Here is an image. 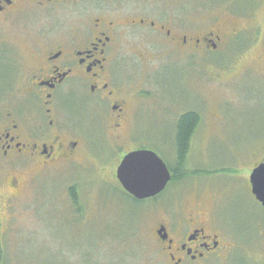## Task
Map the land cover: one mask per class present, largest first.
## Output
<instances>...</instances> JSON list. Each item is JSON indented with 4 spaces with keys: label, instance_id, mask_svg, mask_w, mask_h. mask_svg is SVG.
<instances>
[{
    "label": "rangeland",
    "instance_id": "1",
    "mask_svg": "<svg viewBox=\"0 0 264 264\" xmlns=\"http://www.w3.org/2000/svg\"><path fill=\"white\" fill-rule=\"evenodd\" d=\"M154 1L163 14H170L193 34L212 31L221 39L215 40V49L193 54L178 50L175 56L169 46H156L157 51L144 52L141 60H135L139 78L145 80L148 76L142 73L147 72L140 68L152 67L146 61L162 56L161 85L173 99L179 101L183 95L193 101L200 114L203 130L192 139L193 162L176 172L183 177L202 163L206 177L234 179L212 180L221 184L222 191L230 187L228 194L232 192L225 207L219 204L228 228L229 252L197 264H264V207L248 183L250 167L264 156V0ZM0 32L2 42L19 57L28 52L18 28ZM5 74L0 65V96L7 88ZM106 133L108 137L105 134L96 144L83 139L76 162L62 161L38 171L33 164L11 168L0 163L4 249L0 264H166L153 237L157 211L160 204L168 205L176 189L175 194L191 198L192 192H184L194 182L173 181L156 200L127 197L115 169L124 150L135 143L121 141L124 150L113 148ZM162 139L156 134L145 147L174 167ZM9 173L28 181L16 199H7ZM207 180L199 179L198 185L205 186ZM72 187L77 206L71 201ZM205 191V202H220L221 192Z\"/></svg>",
    "mask_w": 264,
    "mask_h": 264
},
{
    "label": "flooded vegetation",
    "instance_id": "2",
    "mask_svg": "<svg viewBox=\"0 0 264 264\" xmlns=\"http://www.w3.org/2000/svg\"><path fill=\"white\" fill-rule=\"evenodd\" d=\"M12 28L19 29L28 52L19 57L18 51L2 42L0 32V65L7 82L0 96V163L11 168L33 164L38 171L62 161L76 162L83 139L96 144L108 132L113 148L122 149L121 141L135 143L122 149L117 168L130 151H154L145 143L161 135L176 164L173 167L162 158L171 175L164 189L177 180L194 182L184 192H192L191 198L175 194L176 189L168 205L160 204L157 211L153 237L163 262L197 264L229 252L228 228L219 204L225 207L232 192L228 194L230 187L222 191L215 181L234 179L206 177L202 163L174 179L179 175L176 169L193 162L192 139L203 130L201 117L193 101L183 95L179 101L173 99L161 85L158 74L164 68L158 60L162 56L146 61L152 67L140 68L147 72L142 73L148 76L145 80L139 78L135 61L161 45L169 46L173 56L178 50L193 54L215 49L219 35L193 34L188 26L163 14L154 0H0V31ZM185 116L196 119L185 129L188 137L182 158L177 137ZM262 161L264 156L252 164L248 177ZM203 178L208 179L205 186L198 185ZM6 182L7 199H16L28 181L9 173ZM206 189L221 192L220 202H205Z\"/></svg>",
    "mask_w": 264,
    "mask_h": 264
},
{
    "label": "water",
    "instance_id": "3",
    "mask_svg": "<svg viewBox=\"0 0 264 264\" xmlns=\"http://www.w3.org/2000/svg\"><path fill=\"white\" fill-rule=\"evenodd\" d=\"M117 166L115 176L121 187L136 200L161 193L171 179L167 165L150 149H137L126 153ZM251 171L250 191L264 207V161Z\"/></svg>",
    "mask_w": 264,
    "mask_h": 264
},
{
    "label": "trees",
    "instance_id": "4",
    "mask_svg": "<svg viewBox=\"0 0 264 264\" xmlns=\"http://www.w3.org/2000/svg\"><path fill=\"white\" fill-rule=\"evenodd\" d=\"M211 49V48H210ZM213 49V48H212ZM196 118L194 117H191V116H185L181 119V122H180V126H179V129H180V134L178 135L177 137V141H178V147H179V152H180V156L183 155L182 158H185V149H186V146H187V137H188V133L185 129H188L190 128L191 126V123L195 121ZM178 177H181V175H176L175 174V178L174 179H177ZM70 197H71V201H73V203L77 204V194H76V191L74 190V188H70ZM125 195L127 197H130V195L126 194ZM132 198V197H130ZM134 199V198H132ZM136 200V199H134ZM0 225H1V219H0ZM0 235H1V227H0ZM3 255H4V249L2 247V243H1V238H0V262L3 261L2 258H3Z\"/></svg>",
    "mask_w": 264,
    "mask_h": 264
}]
</instances>
